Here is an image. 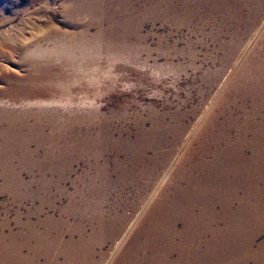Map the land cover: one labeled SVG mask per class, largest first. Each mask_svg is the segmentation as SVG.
Instances as JSON below:
<instances>
[{"label":"rangeland","instance_id":"374dc122","mask_svg":"<svg viewBox=\"0 0 264 264\" xmlns=\"http://www.w3.org/2000/svg\"><path fill=\"white\" fill-rule=\"evenodd\" d=\"M0 264H264V0H0Z\"/></svg>","mask_w":264,"mask_h":264}]
</instances>
